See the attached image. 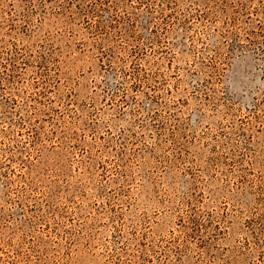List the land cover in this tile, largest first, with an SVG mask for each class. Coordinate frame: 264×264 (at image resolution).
I'll return each mask as SVG.
<instances>
[{"label":"rangeland","instance_id":"374dc122","mask_svg":"<svg viewBox=\"0 0 264 264\" xmlns=\"http://www.w3.org/2000/svg\"><path fill=\"white\" fill-rule=\"evenodd\" d=\"M0 264H264V0H0Z\"/></svg>","mask_w":264,"mask_h":264}]
</instances>
